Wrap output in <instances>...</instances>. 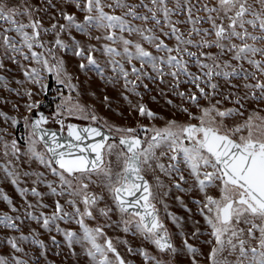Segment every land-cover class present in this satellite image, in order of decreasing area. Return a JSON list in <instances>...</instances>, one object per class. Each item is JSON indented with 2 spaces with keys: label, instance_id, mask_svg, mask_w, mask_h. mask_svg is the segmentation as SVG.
I'll return each mask as SVG.
<instances>
[{
  "label": "rangeland",
  "instance_id": "374dc122",
  "mask_svg": "<svg viewBox=\"0 0 264 264\" xmlns=\"http://www.w3.org/2000/svg\"><path fill=\"white\" fill-rule=\"evenodd\" d=\"M222 1L0 0V264H118L113 248L125 264H264V216L235 202L222 224L239 191L181 141L197 124L264 144V0ZM49 80L53 119L147 128L140 172L170 248L116 203L115 141L95 171L50 162L31 132Z\"/></svg>",
  "mask_w": 264,
  "mask_h": 264
},
{
  "label": "water",
  "instance_id": "95a60500",
  "mask_svg": "<svg viewBox=\"0 0 264 264\" xmlns=\"http://www.w3.org/2000/svg\"><path fill=\"white\" fill-rule=\"evenodd\" d=\"M228 0H223L222 4ZM31 132L44 148L53 166L66 176L75 177L76 173H86L100 169L103 164L104 149L110 141H115L126 153V169L121 184L115 188L114 198L121 210L136 217L140 226L157 238L163 227L157 210L149 202L150 188L148 180L141 174L139 150L143 147L146 128L139 129L140 136L126 138L116 136L104 128L88 124L80 126L67 124L63 130L47 127L49 119L43 111H37L31 118ZM201 134V139L188 144L206 153L221 172L224 182L236 188L240 196L230 200L219 210L222 224L231 221L234 203L243 204L248 211L264 216V144L247 141L241 144L226 134L217 132L205 125L189 124L184 128V137L189 138L193 132ZM154 137V136H153ZM90 203L93 196L88 197ZM158 245L163 252L171 247L170 238L163 235ZM109 247V244L106 243ZM119 264H125L111 249Z\"/></svg>",
  "mask_w": 264,
  "mask_h": 264
},
{
  "label": "flooded vegetation",
  "instance_id": "af4514ba",
  "mask_svg": "<svg viewBox=\"0 0 264 264\" xmlns=\"http://www.w3.org/2000/svg\"><path fill=\"white\" fill-rule=\"evenodd\" d=\"M40 111H42V110H40ZM43 112L47 114V119H49L48 123L46 124L47 127H52L53 125H56L57 130L60 129V128H62L64 130L66 128V125L69 124L67 122H64L62 119H53V118H51L49 116L48 111H43ZM146 135H147V131H146L145 135L143 136V143H144V140L146 139ZM137 136H140V131L136 135H134L132 137H126V138H131L132 139V138L137 137ZM189 139L191 140L192 143H194L196 140H200L201 139V134L199 132H197V131H194L193 132V135L191 137L189 136V138H181L182 144L187 145V146H190L188 144ZM193 148H195V147H193ZM125 169H126V166H125ZM124 172H125V170H124ZM124 172L122 173V177H121V180L119 181V184H121V182H122V179H123V176H124ZM119 184L116 187H118ZM114 192H115V190H114ZM239 194H240V192H239ZM158 231H159V236L157 238L154 236V234H152L151 232H149L150 235L153 237L154 243L157 246V248H158V245L157 244L160 243L161 238L163 237V235H167L166 231L164 230V227H162ZM114 258H115V256H114ZM115 260H116V258H115ZM117 263L119 264L118 261H117Z\"/></svg>",
  "mask_w": 264,
  "mask_h": 264
},
{
  "label": "built area",
  "instance_id": "2783aa9c",
  "mask_svg": "<svg viewBox=\"0 0 264 264\" xmlns=\"http://www.w3.org/2000/svg\"><path fill=\"white\" fill-rule=\"evenodd\" d=\"M48 94L45 97V99L43 98L42 100L39 101L38 105L39 108L42 110H45V108H49L52 105L55 104H59L60 100V92L56 91V90H52V89H48ZM66 93V92H65ZM68 96L71 95V93L67 92ZM178 151V149L176 150V152Z\"/></svg>",
  "mask_w": 264,
  "mask_h": 264
},
{
  "label": "trees",
  "instance_id": "16d2710c",
  "mask_svg": "<svg viewBox=\"0 0 264 264\" xmlns=\"http://www.w3.org/2000/svg\"><path fill=\"white\" fill-rule=\"evenodd\" d=\"M52 85H53V82L51 80H49V82H48V89H51L53 87ZM50 108H51V106L49 108H45V110H42V109L41 110L42 111H48ZM146 130H147V128H146Z\"/></svg>",
  "mask_w": 264,
  "mask_h": 264
}]
</instances>
